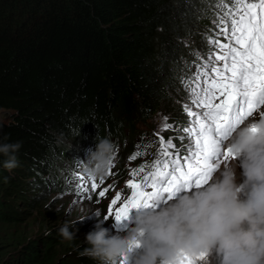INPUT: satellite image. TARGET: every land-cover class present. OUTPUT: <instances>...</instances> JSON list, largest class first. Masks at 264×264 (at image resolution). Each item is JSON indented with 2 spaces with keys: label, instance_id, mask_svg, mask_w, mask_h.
Instances as JSON below:
<instances>
[{
  "label": "trees",
  "instance_id": "obj_1",
  "mask_svg": "<svg viewBox=\"0 0 264 264\" xmlns=\"http://www.w3.org/2000/svg\"><path fill=\"white\" fill-rule=\"evenodd\" d=\"M204 1L0 0V142L21 144L17 168L0 164V264H100L79 254L90 217L57 212L51 174L73 141L122 145L165 123L155 116L178 120L174 68L200 39Z\"/></svg>",
  "mask_w": 264,
  "mask_h": 264
},
{
  "label": "clouds",
  "instance_id": "obj_2",
  "mask_svg": "<svg viewBox=\"0 0 264 264\" xmlns=\"http://www.w3.org/2000/svg\"><path fill=\"white\" fill-rule=\"evenodd\" d=\"M167 122L178 120L168 117ZM170 131L162 134L167 137ZM97 140L73 141L57 162L64 154L82 153L96 145L87 150L84 171L93 177L105 176L115 145L108 137ZM227 141L233 161L220 165L207 184L183 190L158 208L145 207L121 230L111 228L95 207L88 206L94 209L90 212L94 228L86 233L83 243L87 246L79 254L100 264H119L123 257L128 258L127 264H182L186 258L199 264H264V118L239 125ZM20 147L19 142H0V156L6 157L0 161L4 169L12 171L19 166L15 153ZM58 193L78 209L87 206L78 196ZM85 217L88 214L77 220ZM77 220L60 225L62 239H76L78 229L73 225Z\"/></svg>",
  "mask_w": 264,
  "mask_h": 264
},
{
  "label": "snow or ice",
  "instance_id": "obj_3",
  "mask_svg": "<svg viewBox=\"0 0 264 264\" xmlns=\"http://www.w3.org/2000/svg\"><path fill=\"white\" fill-rule=\"evenodd\" d=\"M222 8V14L212 21L216 38H206L208 52L201 62L193 64L194 75L185 84L191 106H183L189 124L182 131L190 143L184 153L172 151L177 145L162 133L173 125L164 117L165 123L154 134L159 140L157 159L150 167L141 165L132 170L127 181L130 195L122 199V193L116 194L106 220L114 216L118 225L128 218L131 209L156 207L155 202L163 199L166 203L181 189L204 186L222 159L227 162L234 158L223 142L257 112L264 118V0H223ZM252 130L256 131L255 125ZM138 155L136 152L128 159L135 160ZM74 179L80 182L77 193L104 184L103 177L99 183L90 175L74 174ZM89 180L92 183L84 187ZM108 190L104 188L99 196L104 197ZM127 260L123 257L120 264ZM182 264H195V260L186 258Z\"/></svg>",
  "mask_w": 264,
  "mask_h": 264
},
{
  "label": "rangeland",
  "instance_id": "obj_4",
  "mask_svg": "<svg viewBox=\"0 0 264 264\" xmlns=\"http://www.w3.org/2000/svg\"><path fill=\"white\" fill-rule=\"evenodd\" d=\"M189 41H192V42H196V41H193V40H189ZM7 117V116H6ZM2 118V117H1ZM3 119H5V118H3ZM162 119V116H158V118H157V116H155L154 118H153V120H155V121H158V120H161ZM155 123V122H154ZM153 123H150V125L149 126H151ZM155 125H153V126H151V128L152 127H154ZM143 128L144 129H147V130H149L150 128L148 127V128H146V126L144 125L143 126ZM152 133H153V131H152ZM153 136H154V133H153ZM147 139V141H148V143H150L149 141V135H148V132L147 131H145V134L143 135V139ZM142 138L140 139L139 137H137L134 141H133V143H132V146H134V144L135 143H139V145L141 144V145H143L144 144V140H143ZM58 195V194H57ZM56 197V196H55ZM58 198L60 199V206L61 207H59V208H57V212H63V213H65V212H67L68 214H64V218L66 219V217L67 218H69L68 217V215L70 216V218L71 219H74L73 217H74V215H75V213H79V216H77V217H75V219L76 218H80V217H82V216H84V215H86V214H88V216L89 217H91L92 216V213H90V212H94V209L93 208H90V207H88V206H85V207H83L82 209H78V206H75V205H72L71 204V202H70V199H63L61 196H59L58 195ZM56 202H58V200L56 199ZM66 202V203H65ZM58 206V205H57ZM62 208H63V210L65 211H63L62 210ZM82 211H84V213H81ZM36 226H34L33 227V229H34V231H36ZM93 228H94V226L93 227H91V230H93ZM1 253H2V251H0V258H1ZM3 260V259H2ZM195 264H199V262H196L195 261Z\"/></svg>",
  "mask_w": 264,
  "mask_h": 264
},
{
  "label": "flooded vegetation",
  "instance_id": "obj_5",
  "mask_svg": "<svg viewBox=\"0 0 264 264\" xmlns=\"http://www.w3.org/2000/svg\"><path fill=\"white\" fill-rule=\"evenodd\" d=\"M177 118H178V124H181L183 122V117H182L180 112L178 113V117Z\"/></svg>",
  "mask_w": 264,
  "mask_h": 264
},
{
  "label": "water",
  "instance_id": "obj_6",
  "mask_svg": "<svg viewBox=\"0 0 264 264\" xmlns=\"http://www.w3.org/2000/svg\"><path fill=\"white\" fill-rule=\"evenodd\" d=\"M7 115H8L7 112H1V113H0V116H1L2 118H5Z\"/></svg>",
  "mask_w": 264,
  "mask_h": 264
},
{
  "label": "bare ground",
  "instance_id": "obj_7",
  "mask_svg": "<svg viewBox=\"0 0 264 264\" xmlns=\"http://www.w3.org/2000/svg\"><path fill=\"white\" fill-rule=\"evenodd\" d=\"M176 95V94H175ZM174 98V97H173ZM179 98V97H178ZM176 99V98H175ZM174 103H175V101H174ZM87 219V218H86ZM92 220V219H91ZM91 220H90V222H91Z\"/></svg>",
  "mask_w": 264,
  "mask_h": 264
}]
</instances>
